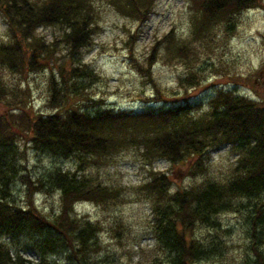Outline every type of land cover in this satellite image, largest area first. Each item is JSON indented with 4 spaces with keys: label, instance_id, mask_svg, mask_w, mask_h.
<instances>
[{
    "label": "trees",
    "instance_id": "obj_1",
    "mask_svg": "<svg viewBox=\"0 0 264 264\" xmlns=\"http://www.w3.org/2000/svg\"><path fill=\"white\" fill-rule=\"evenodd\" d=\"M186 1V36L175 35L170 27L150 45L145 67L135 62L136 70L150 78L154 88V95L143 98L146 104L140 110L114 109L89 96L87 103L77 101L76 83L69 80L80 69L69 64L60 66L63 83L50 78L47 103L54 110L42 113L34 110L29 91L9 88L2 69L25 75L43 68L60 45L74 57L99 30L97 5L94 0H0L9 33V40L0 44V264H58L49 258L56 253L69 264H107L94 260L101 248V225L77 216L74 205L123 200L120 187L96 182L84 172L91 163H101L123 148H134L148 166L161 159L183 166L192 179L205 176L172 187L167 173L147 169L136 188L149 202L147 230L153 254L146 261L123 264H203L218 258L225 246L217 217L228 210L243 218L247 239L243 262L264 264V89L256 92V84H250L257 96L251 98L234 89L214 88L206 98L207 108L199 114L195 110L201 103L190 97L193 87L204 86L196 65L197 49L208 50L211 43L228 39L235 33L239 13L263 0ZM106 2L139 25L155 6V0ZM43 25L60 30L50 43L37 32ZM159 55L184 66L176 80L177 98L163 97L152 81L151 66ZM258 73L264 79V57ZM20 139L37 151L74 156L79 165L71 171L53 166L39 177L29 176L19 163ZM225 143L235 158L223 177L209 178V152ZM19 178L25 187L23 204L14 202L11 192ZM51 191L60 196L59 207L46 216L36 206L35 195ZM199 228L207 232L200 235ZM22 236L30 241L28 249L37 254V262L13 251Z\"/></svg>",
    "mask_w": 264,
    "mask_h": 264
},
{
    "label": "rangeland",
    "instance_id": "obj_2",
    "mask_svg": "<svg viewBox=\"0 0 264 264\" xmlns=\"http://www.w3.org/2000/svg\"><path fill=\"white\" fill-rule=\"evenodd\" d=\"M97 5V21L99 30L92 36L91 42L74 57H69L66 48L62 45L56 48L55 55H51L45 67L35 71L28 70L25 75L10 73L2 69L3 80L13 91L22 89L29 91L30 101L35 111L47 113L53 111L47 103L49 96V80L53 76L61 82L60 66H79V72L70 82L76 83L75 98L77 101L87 103V97L101 98L103 104L114 109L140 110L146 104L143 98L154 95L150 78L145 77L135 68V62L145 67L144 58L152 42L162 37L170 27L175 35L187 34L186 0H155L153 12L146 21L139 25L129 17L120 16L107 4L106 0H94ZM235 33L228 39L217 40L208 50L197 49L196 60L200 82L204 86L192 88L191 98L201 103L195 112L199 114L206 109V98L214 88L234 89L239 94L245 93L253 98L257 97L250 84L255 83V91H263L264 79L258 74V69L264 57V0L259 6L240 12L237 16ZM40 36H44L48 43L55 35H59L57 26L38 28ZM135 35V38L129 35ZM132 38V39H131ZM9 40L5 16L0 12V44ZM162 54L161 48L159 51ZM85 65V67H81ZM151 78L162 91L163 97L177 98L180 90L176 80L183 74L184 66L181 61L172 59L166 61L162 55L151 66ZM73 90L72 87L69 88ZM190 98V99H191ZM19 163L25 166L23 172L29 176L39 177L50 167H61L64 170H73L78 167L74 156L64 158L54 156L52 153L34 150L29 143L19 140ZM227 144L215 147L209 152L208 171L209 178L223 177L235 156ZM134 148L121 149L102 158V162L91 163L84 169L85 174L96 182L106 186L120 187L123 200L114 204H96L91 202L75 203L74 211L77 216L96 221L101 225L98 239L101 248L95 252V261L107 264H123L127 261L136 262L137 259L146 261L153 254V241L148 235L149 206L136 186L142 183L151 167L167 173L171 186H185L191 180L204 178L195 176L194 179L185 174L183 166L169 165L165 160H154L151 166L141 161ZM23 183L20 178L14 180L11 192L14 202L25 203ZM138 191V192H137ZM138 193V194H137ZM57 192L51 191L35 195V204L46 216H50L59 207ZM220 239L225 251L218 258H210L203 264H245L242 259L245 235L243 233V218L237 211L219 213L218 217ZM209 231H213L208 229ZM207 232L199 228L198 233ZM30 241L22 236L15 244L13 251L33 262L38 261L37 254L28 249ZM264 250V249H263ZM155 254V253H154ZM51 261L58 264H69L66 258L56 253L49 256Z\"/></svg>",
    "mask_w": 264,
    "mask_h": 264
}]
</instances>
